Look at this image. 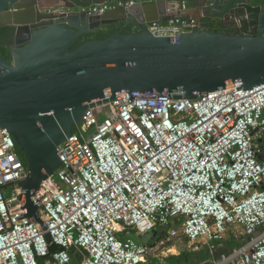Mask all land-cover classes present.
Listing matches in <instances>:
<instances>
[{
    "label": "built area",
    "instance_id": "obj_1",
    "mask_svg": "<svg viewBox=\"0 0 264 264\" xmlns=\"http://www.w3.org/2000/svg\"><path fill=\"white\" fill-rule=\"evenodd\" d=\"M136 3L55 12L102 16ZM146 27L172 37L204 29L180 15ZM58 155L33 194L42 225L26 216L28 165L0 125V264H187L183 253L202 264H264V83L196 99L122 91L90 106ZM151 230L156 245L131 237ZM179 237L186 245L173 253Z\"/></svg>",
    "mask_w": 264,
    "mask_h": 264
},
{
    "label": "water",
    "instance_id": "obj_2",
    "mask_svg": "<svg viewBox=\"0 0 264 264\" xmlns=\"http://www.w3.org/2000/svg\"><path fill=\"white\" fill-rule=\"evenodd\" d=\"M30 1L33 9L19 18V4L28 0H0V27L14 28L12 61L0 53V125L27 161L28 176L22 182L26 216L42 225L33 194L60 166V144L95 102L114 99L122 91L196 99L235 84L252 89L264 83V0H195L207 15L231 20L229 25L248 15L244 22L255 28L235 34L203 29L177 37L148 30L147 23L164 19L148 18L142 0L102 16L55 10L109 0ZM181 1L162 0L160 12L175 16L174 3ZM121 22L138 30L118 31L71 50L81 35ZM47 239L51 241L50 235Z\"/></svg>",
    "mask_w": 264,
    "mask_h": 264
},
{
    "label": "crops",
    "instance_id": "obj_3",
    "mask_svg": "<svg viewBox=\"0 0 264 264\" xmlns=\"http://www.w3.org/2000/svg\"><path fill=\"white\" fill-rule=\"evenodd\" d=\"M161 1L162 0H142L140 1L141 3L145 5L148 18H157V19L161 18L164 20L167 18L166 14H162V12H160L161 10L158 6V3H160ZM186 1L189 3V9L184 12L179 10L177 2L174 3L173 9L176 11L178 15H180L181 14L180 12H182L183 13L182 15L196 19L204 27V29L212 28V29H223V30L236 29V31L239 30L237 29L236 25H229L231 23V20L229 19H225L219 15H213V16L207 15L206 12H204L201 8H199L196 5L195 0H186ZM53 2L58 3V1L56 0ZM19 5H20V9L17 12L18 13L17 16L19 18L25 17L26 13H28L29 10L32 8L31 7L32 3L30 0H28V2H22ZM253 6L257 7V4L254 3ZM115 26L122 27V28H128L134 32L138 30L134 25H130L127 22H121L119 24H115Z\"/></svg>",
    "mask_w": 264,
    "mask_h": 264
},
{
    "label": "trees",
    "instance_id": "obj_4",
    "mask_svg": "<svg viewBox=\"0 0 264 264\" xmlns=\"http://www.w3.org/2000/svg\"><path fill=\"white\" fill-rule=\"evenodd\" d=\"M254 12H255V9L250 10V13H254ZM251 27H255L254 24H251L247 21L244 22V25H243L244 29L249 30ZM210 30L215 31V32H219V33H225V34H235L236 32H238V30L236 31V29L223 30V29H212V28H210ZM118 31H123V32L128 33V34H131L134 32L128 28L116 27L115 25H106L104 27L97 29L93 33H86V34L81 35L71 50L76 49L77 47H79L83 43L90 41V40L108 38V37L114 35L115 33H117ZM13 35H14V28L12 26L7 25V26L0 27V53L8 61H12L11 53H10V46L12 43ZM75 131H76V127H74V129H73V132H75ZM17 147H18V145H17ZM18 151H19L21 157L23 158V160L25 161V163L27 164V161L24 157V154L19 149V147H18ZM232 245H234V243H232ZM188 256H190V255H188Z\"/></svg>",
    "mask_w": 264,
    "mask_h": 264
},
{
    "label": "rangeland",
    "instance_id": "obj_5",
    "mask_svg": "<svg viewBox=\"0 0 264 264\" xmlns=\"http://www.w3.org/2000/svg\"><path fill=\"white\" fill-rule=\"evenodd\" d=\"M7 195H10V192H8ZM131 237L135 239L138 243L141 244H149L151 246L156 245L160 239L161 235L158 231L151 230L149 233L141 235V236H136L135 234L131 233ZM170 245H175L176 247L174 248L173 253H177L180 251H183L186 241L182 237H179L177 239L172 240ZM180 261H185L187 264H202L204 258L199 257L198 255H191L188 256L187 254L183 253L181 257H179Z\"/></svg>",
    "mask_w": 264,
    "mask_h": 264
}]
</instances>
